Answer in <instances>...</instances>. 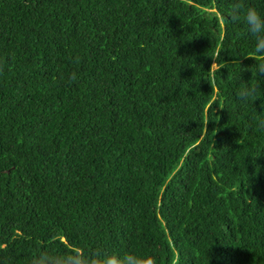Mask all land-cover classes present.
<instances>
[{
  "label": "trees",
  "instance_id": "obj_1",
  "mask_svg": "<svg viewBox=\"0 0 264 264\" xmlns=\"http://www.w3.org/2000/svg\"><path fill=\"white\" fill-rule=\"evenodd\" d=\"M234 2L0 0V264H264V75Z\"/></svg>",
  "mask_w": 264,
  "mask_h": 264
},
{
  "label": "clouds",
  "instance_id": "obj_2",
  "mask_svg": "<svg viewBox=\"0 0 264 264\" xmlns=\"http://www.w3.org/2000/svg\"><path fill=\"white\" fill-rule=\"evenodd\" d=\"M232 20H243L247 26V31L254 38V54L249 59H253L256 73L264 75V16L255 7L249 6L246 9L235 0L231 6ZM218 66L213 63L210 70ZM72 80L76 79L75 73L71 76ZM257 94V89L248 85H243L237 92V96L248 102ZM32 264H156L155 258L151 254H136L126 252L123 254L109 252L105 249H97L92 252H85L80 248H72L64 253L51 254L42 252L33 258Z\"/></svg>",
  "mask_w": 264,
  "mask_h": 264
}]
</instances>
